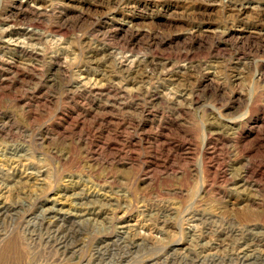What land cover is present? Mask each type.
Returning <instances> with one entry per match:
<instances>
[{
    "label": "rangeland",
    "instance_id": "obj_1",
    "mask_svg": "<svg viewBox=\"0 0 264 264\" xmlns=\"http://www.w3.org/2000/svg\"><path fill=\"white\" fill-rule=\"evenodd\" d=\"M0 205V264H264V0H0Z\"/></svg>",
    "mask_w": 264,
    "mask_h": 264
},
{
    "label": "bare ground",
    "instance_id": "obj_2",
    "mask_svg": "<svg viewBox=\"0 0 264 264\" xmlns=\"http://www.w3.org/2000/svg\"><path fill=\"white\" fill-rule=\"evenodd\" d=\"M255 71V70H254ZM170 96V95H169ZM242 97V96H241ZM181 98V97H180ZM170 100V99H169ZM180 100V99H179ZM195 100V99H194ZM177 102V101H176ZM250 102V101H249ZM259 107V106H258ZM257 109V108H256ZM259 109V108H258ZM249 111V110H248ZM156 113V112H155ZM257 116V115H256ZM262 125V124H261ZM203 148V147H202ZM30 181V180H29ZM101 190V189H100ZM99 194V193H98ZM45 205V204H44ZM2 207H4L3 205H0V209L2 208ZM44 209H45V211L47 212V213H54V212H58V213H61L60 212V210H59V208H56V207H54V206H45L44 207ZM71 214V216L72 215H75L76 216V218L77 217H79V219L80 220H83V217H84V215H87L86 213H84L83 211H73L72 213H70ZM89 216V215H88ZM201 216V215H200ZM194 218H195V216H194ZM197 218H199V217H197ZM55 222V221H54ZM121 227L122 228H126V231L125 232H127L129 229H131V227H130V224H122L121 225ZM127 227H128V230H127ZM129 232V231H128ZM224 235V234H223ZM219 242V241H218ZM245 253V252H244ZM140 256V255H139ZM244 257V256H243ZM245 257H246V259H249L251 256H250V254H247V255H245ZM84 260V259H83Z\"/></svg>",
    "mask_w": 264,
    "mask_h": 264
}]
</instances>
